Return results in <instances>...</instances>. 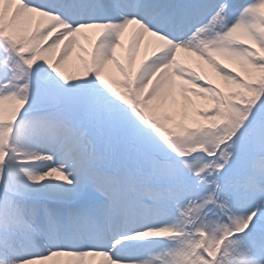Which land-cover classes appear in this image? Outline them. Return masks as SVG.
Instances as JSON below:
<instances>
[{
	"label": "snow or ice",
	"instance_id": "6c2138e0",
	"mask_svg": "<svg viewBox=\"0 0 264 264\" xmlns=\"http://www.w3.org/2000/svg\"><path fill=\"white\" fill-rule=\"evenodd\" d=\"M0 264H264V0H0Z\"/></svg>",
	"mask_w": 264,
	"mask_h": 264
},
{
	"label": "rangeland",
	"instance_id": "374dc122",
	"mask_svg": "<svg viewBox=\"0 0 264 264\" xmlns=\"http://www.w3.org/2000/svg\"><path fill=\"white\" fill-rule=\"evenodd\" d=\"M182 55H186V54L182 53ZM191 67L194 68L196 71H200L199 67L196 64H192ZM213 80H214V82H219V78L215 77L214 74H213ZM189 95H192V94L189 93Z\"/></svg>",
	"mask_w": 264,
	"mask_h": 264
},
{
	"label": "bare ground",
	"instance_id": "6f19581e",
	"mask_svg": "<svg viewBox=\"0 0 264 264\" xmlns=\"http://www.w3.org/2000/svg\"><path fill=\"white\" fill-rule=\"evenodd\" d=\"M115 75H118V74L115 73Z\"/></svg>",
	"mask_w": 264,
	"mask_h": 264
}]
</instances>
